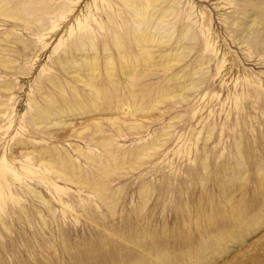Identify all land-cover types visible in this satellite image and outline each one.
<instances>
[{
    "label": "rangeland",
    "instance_id": "1",
    "mask_svg": "<svg viewBox=\"0 0 264 264\" xmlns=\"http://www.w3.org/2000/svg\"><path fill=\"white\" fill-rule=\"evenodd\" d=\"M11 1L74 12L44 16L47 48L0 20L18 56L0 65V264H264V7L244 15L262 1L184 0L187 58L134 79L105 60L109 16L132 32L115 0ZM81 37L90 86L68 70Z\"/></svg>",
    "mask_w": 264,
    "mask_h": 264
},
{
    "label": "bare ground",
    "instance_id": "2",
    "mask_svg": "<svg viewBox=\"0 0 264 264\" xmlns=\"http://www.w3.org/2000/svg\"><path fill=\"white\" fill-rule=\"evenodd\" d=\"M118 6V11L123 14L125 25L131 27V33L122 34L119 29L118 22L109 16L111 25L114 26L113 43L116 48L112 50L111 43L107 37L103 39L104 51L106 53L105 60L107 62L108 71L113 72V64L117 60L124 69V75L127 79H134L138 76L137 69L142 65L158 64V62L166 61L168 64L175 65L183 62L187 57L183 56L187 50V46L194 43L193 39L190 43L187 42L190 27L193 24L179 25L183 13L186 11L187 2L184 0H115ZM213 0H200V2L210 3ZM264 4V0H261ZM78 3L80 1H77ZM191 4V2H189ZM221 5L217 6L219 9ZM263 7L258 6L253 14H244L248 17H263ZM67 3L48 4L45 7H40L36 3H18L13 4L11 0H0V20L2 23L19 22L25 27H31L42 32V40L45 41V48L50 45V41L54 39V33L58 27L47 30V25L44 21V16L59 14L58 21L67 20L74 10L67 9ZM67 12V13H66ZM208 12V11H206ZM189 16H192L191 14ZM172 21H169V20ZM174 21V22H173ZM257 19L253 20V23ZM260 23V22H259ZM130 24V25H129ZM241 26V25H240ZM242 27V26H241ZM181 29V37L172 45L174 30ZM187 33V35H185ZM13 33H4L9 38ZM3 38H5L3 36ZM1 39V38H0ZM79 48L75 52L66 53L68 60L69 74L85 82L88 86L90 80L94 78L95 73L99 70L101 57L98 46L93 43L91 38H79ZM189 41V40H188ZM13 44V42H9ZM135 44L137 50L130 49V46ZM91 45V48L89 47ZM169 47V48H168ZM163 48L166 50H163ZM133 50V51H132ZM117 52V53H116ZM14 51L2 49L0 47V65L6 69H13V64L17 59ZM4 58H9V61H4ZM171 59V60H169ZM169 60V61H168ZM53 103V102H52ZM59 115L62 111L58 112ZM48 118H51L50 113H46Z\"/></svg>",
    "mask_w": 264,
    "mask_h": 264
}]
</instances>
